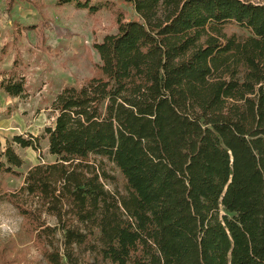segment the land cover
Listing matches in <instances>:
<instances>
[{
  "label": "trees",
  "instance_id": "16d2710c",
  "mask_svg": "<svg viewBox=\"0 0 264 264\" xmlns=\"http://www.w3.org/2000/svg\"><path fill=\"white\" fill-rule=\"evenodd\" d=\"M123 1L139 20L121 16L95 45L100 75L56 95L55 161L11 203L47 264H264V0ZM20 64L0 83L13 97ZM14 143L41 145L7 144L0 172L18 176Z\"/></svg>",
  "mask_w": 264,
  "mask_h": 264
},
{
  "label": "rangeland",
  "instance_id": "374dc122",
  "mask_svg": "<svg viewBox=\"0 0 264 264\" xmlns=\"http://www.w3.org/2000/svg\"><path fill=\"white\" fill-rule=\"evenodd\" d=\"M260 2L261 0H251ZM109 5L96 14L59 6L57 0H0V83L16 59L17 74L25 76L27 94L13 97L0 84V159L15 135L40 138L41 149H14L24 159L14 167L19 175L0 172V264H47L44 248L37 244V232L11 203V197L24 185L30 168L51 163L46 127L54 123L51 105L67 86L80 87L100 75L101 64L95 49L107 35L118 32V19L139 20L134 7L123 0H104ZM226 32L242 35L236 26ZM30 203V201H27ZM54 226L53 219H47ZM6 252V253H4Z\"/></svg>",
  "mask_w": 264,
  "mask_h": 264
}]
</instances>
